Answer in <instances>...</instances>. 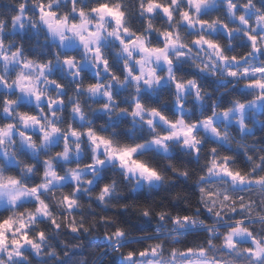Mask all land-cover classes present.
<instances>
[{
    "label": "clouds",
    "instance_id": "1",
    "mask_svg": "<svg viewBox=\"0 0 264 264\" xmlns=\"http://www.w3.org/2000/svg\"><path fill=\"white\" fill-rule=\"evenodd\" d=\"M0 264H264V0H0Z\"/></svg>",
    "mask_w": 264,
    "mask_h": 264
}]
</instances>
